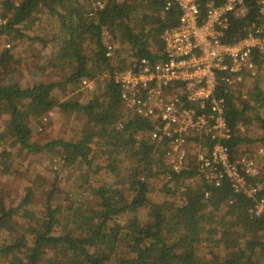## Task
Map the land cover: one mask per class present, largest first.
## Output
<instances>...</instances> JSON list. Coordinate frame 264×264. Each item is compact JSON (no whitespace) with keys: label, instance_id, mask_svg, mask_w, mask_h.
<instances>
[{"label":"trees","instance_id":"trees-1","mask_svg":"<svg viewBox=\"0 0 264 264\" xmlns=\"http://www.w3.org/2000/svg\"><path fill=\"white\" fill-rule=\"evenodd\" d=\"M104 1L103 8H95L83 0H0V140L13 139L34 154L56 147L66 168L83 163L80 185L89 193L77 199L53 183L42 187L47 198L41 208H35L32 189L17 205L1 196L0 259L8 257L10 264H264V213L255 215L254 197L235 192L228 179L214 186L204 177L193 182L164 177L166 194L151 196L156 176L169 171L166 145L151 137L150 120L126 111L112 77L138 58L156 57L163 48L161 34L176 22L177 12L165 11L167 0ZM258 1L246 0L247 15L230 19L227 40L244 36L254 22L264 25ZM44 21L48 31L31 35L26 29ZM7 32L37 40L43 49L24 59L2 45ZM109 43L116 46L110 56ZM121 46L130 56L119 55ZM262 76L263 71L249 82L245 99L227 93L225 116L233 136L226 143L233 156L246 152L248 140L264 147ZM86 79L101 81L81 101L77 92ZM70 87L73 95L67 93ZM56 107L83 111L89 129L77 138L39 144L32 121ZM252 123L260 131L246 136L243 127ZM96 147L109 150L101 168H94ZM11 155L4 150L0 161ZM95 174L106 179L96 184ZM194 174L195 167L183 176ZM248 178L264 197V167Z\"/></svg>","mask_w":264,"mask_h":264},{"label":"built area","instance_id":"built-area-1","mask_svg":"<svg viewBox=\"0 0 264 264\" xmlns=\"http://www.w3.org/2000/svg\"><path fill=\"white\" fill-rule=\"evenodd\" d=\"M87 1L95 8L105 5ZM258 4L264 16V0ZM170 10L177 12L176 22L162 32L156 57L138 58L114 72L124 107L150 120L151 137L165 142L168 179L204 177L214 186L228 179L235 192L254 197L252 212L261 216L264 197L248 177L260 174L264 163L249 152L232 155L225 113L227 93L247 98L249 82L263 71L264 25L254 22L244 36L225 38L230 19L247 15L246 0H167L165 11ZM115 47L109 43L106 54ZM259 152L263 156L264 148ZM194 167L196 174L183 176Z\"/></svg>","mask_w":264,"mask_h":264},{"label":"rangeland","instance_id":"rangeland-1","mask_svg":"<svg viewBox=\"0 0 264 264\" xmlns=\"http://www.w3.org/2000/svg\"><path fill=\"white\" fill-rule=\"evenodd\" d=\"M83 1L86 5L91 4L87 0ZM43 24L44 25L39 26L37 23H33L32 26L26 29L31 35H35V30H43L45 27L48 31L47 22L44 21ZM1 42L4 47H11L13 50L20 53L24 59L30 58L40 49H43L39 41H30L27 38H16L11 32H7L1 38ZM51 47L52 45L49 44L44 50L48 52ZM119 55L121 57L130 56V51L128 48L122 47L119 50ZM130 59L133 61L136 58L131 57ZM24 64L23 67L25 68L26 66H24ZM55 76L54 74L48 78H53ZM30 77L31 75H28V78ZM87 80L89 82L91 79ZM99 81L101 80H96L93 83H83L84 86L81 87V92H77V94L80 93L78 98L84 101L87 93L93 90L91 87H94V84H97ZM260 82L264 87V70ZM253 86L254 83H251L250 89ZM67 93L73 95L74 92H72L71 87L68 89ZM32 122H34L35 130L33 140L39 144H44L58 138H77L84 135L89 129V120L83 111L70 109L69 112H64L60 107H56L43 118L34 119ZM2 125L3 122H0V129H2ZM242 131H245L246 136L250 135V137H253L254 132L260 131V127L252 123L247 127H243ZM245 146L247 148L246 152L255 156L260 163H264V155L262 156L259 152V150L264 147L260 142L248 140ZM4 150L12 152L9 160L5 162L0 161V197L3 196L8 205H17L28 191L32 189L31 197L34 198L35 208H41L47 198V193L42 187H51L53 183H57L59 190H62L63 193L68 192L70 196L77 199H84L89 196V193L85 192V189L80 185V178L85 177L82 172V169L85 168L84 164L81 163L72 168H66L60 156L61 152H58L59 150L56 147L46 153L34 154L27 150H21L19 143L13 139L8 141L0 140V159L1 152ZM91 155L94 158V168H96V166L101 168L105 165L104 160L107 159L109 150L107 148L98 149L96 147L95 152ZM4 163H6V166L3 168L1 165ZM86 174H88V176L91 175L88 171H86ZM93 177H95L93 179L96 184H101L103 180L106 179V177L100 174H95ZM156 177L155 187L151 191V196L154 199L159 198L160 195L163 196L166 194V190L163 189L165 182L164 177L166 176L160 175ZM166 178L168 179V177ZM39 187H41L42 190H40ZM0 264H10L8 257L1 258Z\"/></svg>","mask_w":264,"mask_h":264}]
</instances>
